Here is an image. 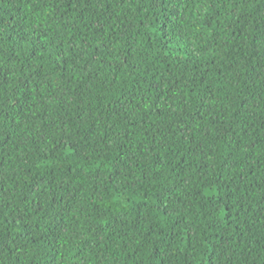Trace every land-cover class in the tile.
<instances>
[{
  "label": "trees",
  "instance_id": "trees-1",
  "mask_svg": "<svg viewBox=\"0 0 264 264\" xmlns=\"http://www.w3.org/2000/svg\"><path fill=\"white\" fill-rule=\"evenodd\" d=\"M0 264H264V0H0Z\"/></svg>",
  "mask_w": 264,
  "mask_h": 264
}]
</instances>
